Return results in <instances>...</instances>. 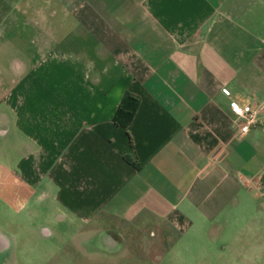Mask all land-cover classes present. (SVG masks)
I'll list each match as a JSON object with an SVG mask.
<instances>
[{"label":"crops","instance_id":"obj_1","mask_svg":"<svg viewBox=\"0 0 264 264\" xmlns=\"http://www.w3.org/2000/svg\"><path fill=\"white\" fill-rule=\"evenodd\" d=\"M263 184L264 0H0L2 208L52 198L112 252L134 227L147 264H264Z\"/></svg>","mask_w":264,"mask_h":264},{"label":"rangeland","instance_id":"obj_2","mask_svg":"<svg viewBox=\"0 0 264 264\" xmlns=\"http://www.w3.org/2000/svg\"><path fill=\"white\" fill-rule=\"evenodd\" d=\"M34 207L36 216L32 217L30 209ZM44 227L52 232L54 237H44ZM88 230L59 212L52 198H34L26 209L20 211L18 207L14 209L0 206V233L11 241V248L0 255V264H76L72 262L71 249H66L63 245V242L68 240L74 244L79 243V264H147L149 253L156 246L141 242L144 232L120 225L118 230L124 236L126 253L122 247L112 252L101 244L99 235L89 234ZM209 244L207 242L205 246L212 250L215 245ZM188 245L192 247L191 244ZM178 253L176 250L175 254H167L157 264H179L176 259ZM181 255L186 256L185 262L188 264L196 263L195 260L189 259L192 258L190 251ZM155 261L152 260L148 264H155Z\"/></svg>","mask_w":264,"mask_h":264},{"label":"built area","instance_id":"obj_3","mask_svg":"<svg viewBox=\"0 0 264 264\" xmlns=\"http://www.w3.org/2000/svg\"><path fill=\"white\" fill-rule=\"evenodd\" d=\"M230 109L236 118L234 127L236 129L237 137L247 135L253 127L262 123V118L253 108L252 104L242 105L238 102L232 101L230 103ZM261 194L264 196V184L261 186Z\"/></svg>","mask_w":264,"mask_h":264},{"label":"trees","instance_id":"obj_4","mask_svg":"<svg viewBox=\"0 0 264 264\" xmlns=\"http://www.w3.org/2000/svg\"><path fill=\"white\" fill-rule=\"evenodd\" d=\"M140 99L131 93H126L114 116V123L120 127L127 128L132 123Z\"/></svg>","mask_w":264,"mask_h":264},{"label":"flooded vegetation","instance_id":"obj_5","mask_svg":"<svg viewBox=\"0 0 264 264\" xmlns=\"http://www.w3.org/2000/svg\"><path fill=\"white\" fill-rule=\"evenodd\" d=\"M42 234L46 238H52V237H54V235L52 234V232H50L45 227L42 230ZM8 241H9V247L6 248V249H4V250L3 249H0V255L6 253L11 248V241L9 239H8ZM63 245H65L66 249H71V254L73 255L72 262H75L76 264H79V258H80L79 243H75L74 244V242L68 240V241H64L63 242ZM74 245H76V246H74Z\"/></svg>","mask_w":264,"mask_h":264}]
</instances>
